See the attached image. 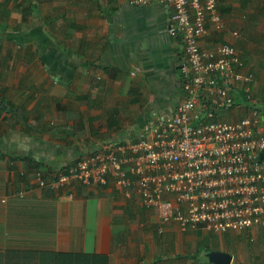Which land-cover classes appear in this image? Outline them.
Segmentation results:
<instances>
[{"label":"crops","instance_id":"1","mask_svg":"<svg viewBox=\"0 0 264 264\" xmlns=\"http://www.w3.org/2000/svg\"><path fill=\"white\" fill-rule=\"evenodd\" d=\"M9 1L1 17L10 26L0 31V264H211V252L229 255V264H264V226L180 232L111 180L57 191L31 180L35 170L47 178L106 140L135 137L151 111L174 110L182 99L183 46L166 32L170 7ZM215 9L228 31L209 25L198 48L229 44L251 75L227 91L231 104L215 120L235 122L252 109L260 119L264 0H218Z\"/></svg>","mask_w":264,"mask_h":264},{"label":"built area","instance_id":"2","mask_svg":"<svg viewBox=\"0 0 264 264\" xmlns=\"http://www.w3.org/2000/svg\"><path fill=\"white\" fill-rule=\"evenodd\" d=\"M217 1H129L170 7L166 32L183 46L182 99L169 114L151 111L135 137L106 140L47 178L35 170L31 180L37 187L91 188L111 180L125 198L136 194L159 224L172 222L180 232L198 228L223 235L264 226V124L256 109L235 122L215 120L231 104L227 91L251 81L246 59L225 43L198 48L209 25L225 31ZM242 97L247 99L246 92Z\"/></svg>","mask_w":264,"mask_h":264},{"label":"water","instance_id":"3","mask_svg":"<svg viewBox=\"0 0 264 264\" xmlns=\"http://www.w3.org/2000/svg\"><path fill=\"white\" fill-rule=\"evenodd\" d=\"M260 120L264 124V115ZM207 258L211 264H229L230 262V256L220 252H211L207 255Z\"/></svg>","mask_w":264,"mask_h":264},{"label":"rangeland","instance_id":"4","mask_svg":"<svg viewBox=\"0 0 264 264\" xmlns=\"http://www.w3.org/2000/svg\"><path fill=\"white\" fill-rule=\"evenodd\" d=\"M14 4L13 3H10V1L9 0H0V25L2 24V23H4V24H7L6 23V21L7 20H5V21H2L3 20V17H1V10L2 11H5L8 7H11V6H13ZM15 7V6H14ZM36 14L38 15V17H39V12H38V10L36 11ZM35 19H37V18H35ZM37 21H38V19H37ZM47 24V23H46ZM7 26H10V25H8L7 24ZM49 26V25H48ZM4 28V26L3 25H1L0 26V31L2 30ZM226 29H227V31H228V28L227 27H225ZM54 39V41H56V39L57 38H53ZM58 43H60V42H58ZM57 43V44H58ZM6 50H7V48H6ZM2 108V107H1Z\"/></svg>","mask_w":264,"mask_h":264},{"label":"trees","instance_id":"5","mask_svg":"<svg viewBox=\"0 0 264 264\" xmlns=\"http://www.w3.org/2000/svg\"><path fill=\"white\" fill-rule=\"evenodd\" d=\"M224 24V23H223ZM224 27H226L225 25H224ZM31 163H33V162H31ZM33 164H35V163H33Z\"/></svg>","mask_w":264,"mask_h":264}]
</instances>
